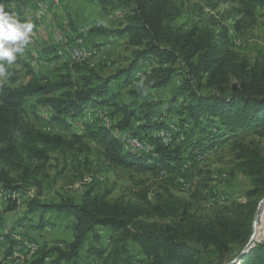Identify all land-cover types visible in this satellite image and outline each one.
I'll list each match as a JSON object with an SVG mask.
<instances>
[{
	"label": "trees",
	"instance_id": "trees-1",
	"mask_svg": "<svg viewBox=\"0 0 264 264\" xmlns=\"http://www.w3.org/2000/svg\"><path fill=\"white\" fill-rule=\"evenodd\" d=\"M125 1L134 8L123 17L117 33L126 36L128 45L135 48L134 57L126 67L104 76L92 67L79 64L78 60L66 58L72 65L68 64L67 75L60 80L31 79L21 86L15 85L19 79L17 71L6 66L9 80L0 87V185L14 200L12 209L20 208L16 194L27 193L30 184L37 186L33 176L42 165L32 167L34 161L46 162L51 153L71 150L77 143L85 146L81 141L84 136L99 146L103 161L112 168L153 169L160 175L176 172L187 181V162L191 159L185 151H196L193 156L196 160L214 145L219 131L231 134L252 131L264 136V95L260 92L258 96L252 91L264 83V65L255 67L252 81L233 83L228 89L220 82L231 69L248 66L231 46L232 34L242 29L240 19L233 17V23H228V12H218L212 16L211 26H193L184 31L170 19L174 15L170 10L171 0ZM222 1L237 4L236 12L244 18H254L257 7L264 5V0ZM56 49L60 54L58 47ZM174 79L180 84L166 113L176 111L181 125L172 129V141L166 144L160 135L154 134L161 128L171 129L172 125L168 126L164 119L166 113L152 102L137 116L141 122L134 128L131 120L135 112L117 100L120 91H115L114 85L128 88L135 83L133 87L141 90L135 95L140 96L147 90L166 87ZM205 83L215 84L221 92H202ZM30 100L34 102L28 106ZM97 104L108 105L109 114L119 115L113 127L85 121L88 107ZM44 107L50 109L47 117L40 112ZM29 113L34 114L38 126L27 119ZM78 121L85 135L73 132L66 136L44 130L45 126L53 129L55 125L69 128ZM200 127L208 132L195 141L191 137ZM123 130L144 137L154 146V153L131 151L120 137ZM181 134L186 137L178 142ZM245 159L243 165L247 174L257 187H264V156L255 153ZM11 172H16V176H11ZM151 203L146 194L136 202L111 201L88 191L79 203L71 198L52 203L41 201L38 194L31 196L24 216L37 215L42 223L50 212L64 213L72 217L73 235L70 242L59 241L61 244L48 248L40 246L33 253L40 252L38 256L33 260L25 259L22 264H74L90 237L94 241L89 249L94 254L93 264H224L232 244L246 242L253 230L255 202L218 221L191 220L185 225L166 228L140 221L142 216L158 214V208ZM187 212L188 206L184 203L183 214ZM18 226L22 225L18 223ZM98 227H110L119 233L111 249L105 250L100 244L102 235ZM4 229L5 221L0 213V245L7 244L0 264H19L25 256H15L21 252L16 249L25 244L21 250H26L34 241L29 242L30 239L16 229ZM128 240L135 244L136 254ZM209 250L217 254V259L207 257ZM244 260L246 264H264V244L252 248Z\"/></svg>",
	"mask_w": 264,
	"mask_h": 264
},
{
	"label": "rangeland",
	"instance_id": "rangeland-1",
	"mask_svg": "<svg viewBox=\"0 0 264 264\" xmlns=\"http://www.w3.org/2000/svg\"><path fill=\"white\" fill-rule=\"evenodd\" d=\"M70 1L73 3L72 8L66 7L60 0L51 9L54 15V29H49L42 19H27L28 15L25 10L27 0L11 1L20 12L19 20L33 24L32 32L29 34L28 43L23 52L17 55L16 61L11 66H7L17 71L19 79L15 85L24 86L31 79L42 82L56 81L67 75L69 63L61 57L54 56L57 62L53 68H48L44 62H40L41 59L43 61L48 59L46 57L48 55L39 53L41 51L36 47L44 35L49 37L52 45L54 43L56 53L58 54L56 49L58 47L59 53L64 58L72 59L85 50L83 51L85 57L78 59V63L92 67L94 71L104 76L126 67L134 57L135 48L128 45L126 36L121 37L117 33V29L122 27L123 17L132 12L133 4H129L125 0H106L102 4L96 0ZM60 5L64 14L57 17ZM237 7V4L224 3L222 0H171L170 8L171 13H174L170 18L172 23L184 31L193 26L200 28L211 26V18L218 12H228L230 16L228 23H233V17L237 20L240 19L242 29L232 34L231 46L240 54L241 59H244L248 66L245 69L235 67L220 80L227 89L233 83L252 81L255 67L264 65V5L257 7L254 18L242 17L236 12ZM79 11H81L80 14L86 16L79 18L77 16ZM72 12L76 13L75 20H73ZM64 20L69 21L70 28L63 26ZM74 22L77 23V26ZM80 24H87V26H79ZM57 28L59 31H56ZM68 30L69 33L70 31L76 33V38L72 40L65 35L64 32ZM85 31L87 32L86 35ZM59 36L64 38L67 45L61 43ZM43 43L46 44L48 41L44 38ZM39 55L43 57L41 58ZM27 58L31 62L33 61L34 67L27 61ZM34 68L36 71L33 70ZM8 80V75L0 76V87L2 82L7 83ZM179 84V80L174 79L166 87L150 89L144 95L139 96L135 93L140 92V88L133 87L135 83H132L130 87L122 88L118 92L117 100L135 112L131 124L137 128L141 122L137 116L146 111L150 103L155 102L158 104L156 108L166 113V107L177 93ZM201 91L206 93L221 92L215 84L209 85L207 83L204 84ZM252 91L258 96L260 92L261 95H264V83ZM30 102L33 103L34 101L30 100L28 106L31 104ZM94 111V109H88L85 119L93 120L95 116H92V113ZM40 112L44 117L49 114L42 109ZM109 113L108 110V114L103 112L101 113L103 116H100V112H97L99 115L96 116L98 117L96 120L99 119L100 122H98L101 125L107 124V126L113 127L116 121L113 115ZM28 115L27 119L38 126L34 114L29 113ZM166 115L167 117L164 119L168 126L172 125L171 129L161 128L156 130L154 134H160L163 130H167L170 132L172 141V129H178L181 124L176 111L171 114L166 113ZM153 120L157 119L153 118ZM206 126L204 127L206 128ZM205 128L197 129L191 138L199 141L203 137V133L205 132V135L208 132L205 131ZM51 131H58L66 136H70L73 132L85 135L80 121L69 128L55 125ZM185 137L186 135L181 134L177 137L179 139L177 141L180 142ZM81 141L85 146L77 143L71 150L51 153L46 162L34 161L32 167L42 165L33 176V181L37 183V186L30 184L27 193L16 194V201L20 208L12 209L14 200L8 197L6 194L8 191L0 185V213H2L5 221L4 230L16 229L18 233L24 235L28 240L30 239L29 242H36L38 244L37 250L40 246L48 248L60 243L59 241L65 243L72 240V217L69 215L50 212L44 216L42 223L40 222L41 218L37 215L24 216L29 199L37 194L41 201L52 203H57L65 198H71L79 203L88 191L93 196L104 197L111 201L122 199L136 202L146 194V199L158 208V214L152 217L142 216L139 218L140 221L157 223L164 228L178 224L185 225L191 220L212 219L218 221L231 217L242 209L244 210L247 205L253 202H255L257 211L258 205L264 198V187H257L254 184L243 165L246 156H252L255 153L264 156V136H259L252 131H242L236 134L223 130L219 131L214 145L207 149L208 151H203L205 157L201 162L194 160L193 156L196 151L192 149V151H185L186 156L191 159L190 162H187L188 171L185 174L190 182L189 189L181 185L180 177L176 172L161 174L163 175L161 176L153 169L140 171L112 168L103 161L99 146L91 138L84 136ZM0 166H2V162H0ZM108 169L111 170L107 171ZM10 174L15 177L17 173L11 172ZM21 183L22 181H19L20 185ZM192 195H195L194 199ZM184 203H187L188 206V212L185 215L183 214ZM18 223L22 226L19 227ZM97 229L102 235L100 244L105 250L111 249L119 237V233L110 227H98ZM253 233L254 227L250 237ZM250 237L246 242L232 244L231 250L224 258V264H246L244 257L251 251L246 248ZM89 239L90 241L86 242L81 251L80 259L74 264H93L94 254L89 249L94 241H92V237ZM128 242L132 252L136 254L135 244L131 243L130 240ZM258 244H264V203L261 206L252 248ZM6 245H0L1 258ZM23 247L25 244L16 249L21 251L17 252L18 257L25 256L19 264H22L25 259H35L40 253L30 254L32 253L31 250L30 252H27V249L21 250ZM242 252H244L243 257H241ZM207 257L213 260L217 259L218 256L209 250Z\"/></svg>",
	"mask_w": 264,
	"mask_h": 264
},
{
	"label": "clouds",
	"instance_id": "clouds-1",
	"mask_svg": "<svg viewBox=\"0 0 264 264\" xmlns=\"http://www.w3.org/2000/svg\"><path fill=\"white\" fill-rule=\"evenodd\" d=\"M7 6V0H0V76L23 52L33 29L32 23L21 22L14 12L6 11Z\"/></svg>",
	"mask_w": 264,
	"mask_h": 264
},
{
	"label": "bare ground",
	"instance_id": "bare-ground-1",
	"mask_svg": "<svg viewBox=\"0 0 264 264\" xmlns=\"http://www.w3.org/2000/svg\"><path fill=\"white\" fill-rule=\"evenodd\" d=\"M11 1H13V0H11ZM11 1L7 0V5L8 6L6 7L5 10L6 11H10V12H14L17 15V17L20 19V12H19L18 8L16 7V5L13 2H11ZM59 2H60V0H50V8L52 9L53 6L57 5ZM26 10H27V12L31 15V17L34 20L35 19H37V20H41L42 19L41 16H40L42 14V6L40 4V1H38V0H27ZM83 51H85V50H83ZM83 51L80 53L79 56H74V57H72V59L73 60H78L80 58L85 57V55L83 54ZM3 83L4 82H2V84ZM42 110L44 112H48L50 114V109H47V108L44 107V108H42ZM94 110L95 111L92 114H94L96 116H97V112H102L100 110H96V109H94ZM45 130L46 131H51L52 128L51 127H46ZM123 133H127V134H123ZM129 134L131 135L132 138H141V136L135 135L129 130L121 131L120 132V137L122 138L123 142L126 144L127 148H129L131 151L154 153V149L155 148H152V149L141 148V145H136L134 142H131L130 138H129ZM158 135H160L163 138L162 140L164 141V143H166V144L170 143L171 135H170L169 131L163 130ZM145 141L148 142L146 139H145ZM151 146H153V145L151 144ZM204 157H205V153L199 154L197 156V158L199 160H197V161L198 162L203 161ZM161 174H164V172H161ZM180 183L182 184V186L186 187L187 189L190 188V182H188L183 177L180 178ZM256 231H257V226H256V229H255V235H256ZM37 248H38V244L36 242H32V243L27 245V252H30V250H31L32 253H30V254H33L37 250ZM15 256L18 257V253H16Z\"/></svg>",
	"mask_w": 264,
	"mask_h": 264
},
{
	"label": "crops",
	"instance_id": "crops-1",
	"mask_svg": "<svg viewBox=\"0 0 264 264\" xmlns=\"http://www.w3.org/2000/svg\"><path fill=\"white\" fill-rule=\"evenodd\" d=\"M62 3L66 6V7H70V8H72V4L73 3H71V1L70 0H62ZM27 5V4H26ZM74 7H75V5H73ZM25 10H26V7H25ZM80 12L81 11H79V13L77 12V16L79 17V18H81V17H84V16H86L85 14H80ZM26 14L28 15V17H27V19L28 20H31L32 19V17H31V15L27 12V10H26ZM62 14H64V12H63V8H61V5H60V7L58 8V11H57V17H59V16H63ZM72 14H73V20H75V18H76V13H73L72 12ZM68 22L69 21H67V20H64L63 22H62V24H63V26L64 27H69V25H68ZM79 23V22H78ZM74 24L77 26V23H75L74 22ZM79 26H87V24H80ZM70 28V27H69ZM56 31H59L58 30V28H57V30ZM49 34V33H48ZM64 34L65 35H67L70 39H74V38H76V33H74V32H71L70 31V33H69V30L67 31V32H64ZM52 35V34H51ZM51 35H49L50 36V38H51ZM66 36V37H67ZM40 38H42V37H40ZM46 39L47 41H48V43H43V39ZM39 44V45H38ZM38 44H37V49L39 50V51H41V52H39V53H46L48 56H46V57H48V59L47 60H45V61H43L42 59L40 60V62H44V64H45V66L46 67H48V68H53V67H55L56 66V59H55V57H61V58H63L65 61H67L68 63H69V65L71 66L72 64L70 63V61L68 60V59H66V58H64L63 56H61V55H58L57 53H56V50H55V45H54V43H53V45H52V42H50L49 41V37H47L46 35H44L43 36V38L41 39V42H38ZM50 45H52V46H50ZM48 46H50V47H48ZM41 58L43 57L42 55H39ZM55 56V57H54ZM27 61L28 62H30V64H31V66H33L34 67V64H33V61L31 62V60L30 59H28L27 58ZM34 71H36V69L34 68L33 69ZM121 89L122 88H120V87H118V86H116V85H114V90L115 91H121ZM89 109H98V110H101L102 112H100V116H103V114H101V113H107L108 114V110L109 111H111V107H109L108 105H105V104H97V105H91V106H89L88 107ZM84 115V114H83ZM97 115H99V114H97ZM92 116H95L94 118H93V120H91L90 122H93V121H97L96 119L98 118V117H96V115H94V114H92ZM177 116V115H176ZM114 118H115V121H117L118 120V118H119V115H114L113 116ZM82 120H84L83 118H82ZM85 121H89V119L88 120H85ZM98 121L100 122V120L98 119ZM97 121V122H98Z\"/></svg>",
	"mask_w": 264,
	"mask_h": 264
},
{
	"label": "built area",
	"instance_id": "built-area-1",
	"mask_svg": "<svg viewBox=\"0 0 264 264\" xmlns=\"http://www.w3.org/2000/svg\"><path fill=\"white\" fill-rule=\"evenodd\" d=\"M40 1V4L42 6V14L40 15L42 20L44 22H46V25L48 26L49 29H54L53 25V19H54V15H53V11L50 8V0H38ZM87 34V32L85 31V35ZM59 40L61 41V43L66 44L64 38H61L59 36ZM67 45V44H66ZM123 134H127V133H123ZM129 138L131 142H134L136 145H141V148H147V149H152L154 148L153 146H151L150 143L145 141V138L141 136V138H132L131 135L129 134ZM199 160L198 158H196L195 161Z\"/></svg>",
	"mask_w": 264,
	"mask_h": 264
},
{
	"label": "water",
	"instance_id": "water-1",
	"mask_svg": "<svg viewBox=\"0 0 264 264\" xmlns=\"http://www.w3.org/2000/svg\"><path fill=\"white\" fill-rule=\"evenodd\" d=\"M264 203V198L261 200L260 204L258 205L257 211H256V215H255V219H254V223H253V227H254V233L252 234V236L250 237L246 248L250 251L252 249L253 246V241H254V237H255V229L256 226L258 224V220H259V216H260V212H261V206ZM244 252L241 253V257H243Z\"/></svg>",
	"mask_w": 264,
	"mask_h": 264
}]
</instances>
